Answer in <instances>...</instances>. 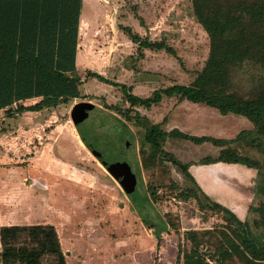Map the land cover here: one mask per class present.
Masks as SVG:
<instances>
[{"label":"rangeland","instance_id":"rangeland-1","mask_svg":"<svg viewBox=\"0 0 264 264\" xmlns=\"http://www.w3.org/2000/svg\"><path fill=\"white\" fill-rule=\"evenodd\" d=\"M80 16V96L52 109L9 117L0 111V227L53 226L66 264H181L176 262L178 249L191 248L193 231L199 252L208 258L218 244L214 228L223 221L216 213L199 210L194 199L180 197L191 183L164 153L150 178L141 165L143 129L134 123V112L121 90L127 85L133 95L147 98L155 89L194 80L207 59L209 40L192 14L191 0H81ZM125 27L151 41L165 42L175 55L150 49L141 53ZM87 72L116 85L87 77ZM257 73L249 66L240 71L237 92L248 93L255 80L251 75ZM38 100H26L24 105ZM80 102L93 108L78 125L83 124L87 140L107 163L126 162L131 167L136 178L133 191L126 192L81 140L71 115ZM175 106L173 99L164 98L148 109H134L146 124H156L164 118L167 122ZM234 116L227 113L223 121ZM161 148L182 163L218 150L210 142L195 146L174 134ZM147 184H152L153 196ZM245 189L255 202L254 191ZM248 202L237 206L241 220ZM208 229L213 237L202 234Z\"/></svg>","mask_w":264,"mask_h":264},{"label":"trees","instance_id":"trees-1","mask_svg":"<svg viewBox=\"0 0 264 264\" xmlns=\"http://www.w3.org/2000/svg\"><path fill=\"white\" fill-rule=\"evenodd\" d=\"M191 8L209 40L207 59L194 80L155 89L147 98L133 95L130 86L121 85L129 111L134 112V123L143 129L141 165L153 178L164 153L191 183L192 187L180 191V197L194 199L199 210L216 213L223 221L214 228L218 244L208 258L199 252L200 242L193 231L189 233L191 248L179 247L177 263L226 264L229 260L232 264H264V75L260 74L264 72V0H191ZM80 10L81 0H0V111L8 117L52 109L80 96L82 81L76 66ZM124 29L141 53V49H150L175 55L165 42L151 41L128 27ZM247 66L260 73L251 75L255 80L248 93L240 94L236 78ZM86 76L116 85L96 72H87ZM34 98H39L38 102L24 105ZM164 98L175 103L183 100L202 103L221 114L239 115L252 127L230 139L194 137L177 130L165 132V118L156 124H146V119L134 109L136 106L148 109ZM81 125H77L81 140L91 146ZM173 134L194 144L210 142L219 148L218 152L196 162L182 163L161 148ZM216 162L242 164L257 172L255 202L248 206L244 220L211 200L188 171L192 163ZM151 185L146 188L153 196ZM202 234L214 235L209 229ZM45 259L50 264H66L53 226L0 227V264H45Z\"/></svg>","mask_w":264,"mask_h":264},{"label":"crops","instance_id":"crops-1","mask_svg":"<svg viewBox=\"0 0 264 264\" xmlns=\"http://www.w3.org/2000/svg\"><path fill=\"white\" fill-rule=\"evenodd\" d=\"M81 19L82 17L80 16V21ZM77 59L78 51L76 53V66ZM217 111V109L202 103L183 100L176 103L171 115L168 116L169 119L167 118V122H165V124H170L171 127L163 130L165 132L177 130L194 137L206 136L216 139H230L234 138L240 131L252 127V124L245 117L239 115H235L225 123L223 121L225 114L223 116V114ZM224 126H227L226 129H224ZM199 145L201 144H195V146ZM217 149L219 148L217 147ZM216 154L211 156H215ZM194 164L192 163L188 167V171L201 190L211 200L230 209L241 220L238 213L242 212V210L239 207L237 208V206L241 201L245 202L246 199H249L248 205L251 204L252 198L246 193L245 188L248 187L249 191L253 193L257 174L256 170L237 163L216 162L205 164L206 166H194ZM227 179L233 180L232 182L235 185L231 184L232 187L229 186L230 184L228 185L225 181ZM247 180H249V186L246 184ZM243 187L244 189H242ZM245 197L247 198L245 199ZM247 208L244 219L247 216Z\"/></svg>","mask_w":264,"mask_h":264},{"label":"water","instance_id":"water-1","mask_svg":"<svg viewBox=\"0 0 264 264\" xmlns=\"http://www.w3.org/2000/svg\"><path fill=\"white\" fill-rule=\"evenodd\" d=\"M81 108V109H79ZM93 105L88 102H81L77 105V108L72 111V119L74 124L77 126L80 121L83 120L85 116V112L87 110H91ZM125 147H128V142L125 141ZM88 149L93 153L96 159L102 164L105 170L113 176L123 187L126 192H131L136 187V178L133 174L131 167L123 162L121 164L116 163H107L103 157V155L92 148V146H88Z\"/></svg>","mask_w":264,"mask_h":264},{"label":"flooded vegetation","instance_id":"flooded-vegetation-1","mask_svg":"<svg viewBox=\"0 0 264 264\" xmlns=\"http://www.w3.org/2000/svg\"><path fill=\"white\" fill-rule=\"evenodd\" d=\"M81 103V102H80ZM79 109H81V108H79Z\"/></svg>","mask_w":264,"mask_h":264},{"label":"bare ground","instance_id":"bare-ground-1","mask_svg":"<svg viewBox=\"0 0 264 264\" xmlns=\"http://www.w3.org/2000/svg\"><path fill=\"white\" fill-rule=\"evenodd\" d=\"M83 22H85V21H83Z\"/></svg>","mask_w":264,"mask_h":264}]
</instances>
